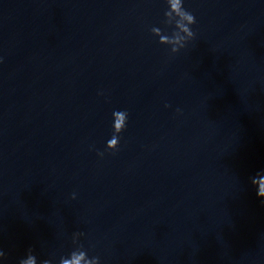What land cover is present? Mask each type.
I'll use <instances>...</instances> for the list:
<instances>
[{
	"label": "clouds",
	"instance_id": "clouds-1",
	"mask_svg": "<svg viewBox=\"0 0 264 264\" xmlns=\"http://www.w3.org/2000/svg\"><path fill=\"white\" fill-rule=\"evenodd\" d=\"M163 2L167 5L162 21L165 27L153 26L150 31L154 37H158L159 44L170 46L171 53H178L195 38V32L191 26L196 24V18L191 11L184 7V0H163ZM169 27L172 28L170 34L167 31ZM112 116L113 135L107 141L106 149L114 153L119 149L120 134L127 127L128 112L116 110ZM97 154L101 157L104 155L103 152H98ZM258 178L259 190L257 191V196L261 198V203L264 204V174L257 173L251 179V183L256 186ZM72 198L75 199V193H73ZM82 235L84 234L80 232L73 233L72 244L74 248L66 255H60L58 264H101L99 256L89 257L88 251L84 248L83 244L79 243V237ZM4 256L5 253L0 250V259L4 258ZM18 264H38L37 255L34 254L33 249L30 248L26 256L21 258ZM39 264H56L55 254H52V258L40 260Z\"/></svg>",
	"mask_w": 264,
	"mask_h": 264
}]
</instances>
